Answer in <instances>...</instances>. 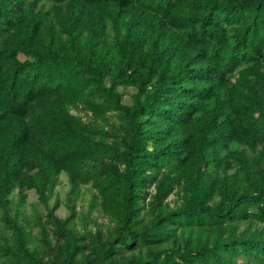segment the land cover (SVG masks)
I'll use <instances>...</instances> for the list:
<instances>
[{
	"label": "trees",
	"instance_id": "obj_1",
	"mask_svg": "<svg viewBox=\"0 0 264 264\" xmlns=\"http://www.w3.org/2000/svg\"><path fill=\"white\" fill-rule=\"evenodd\" d=\"M0 222V264H264V0H0Z\"/></svg>",
	"mask_w": 264,
	"mask_h": 264
},
{
	"label": "rangeland",
	"instance_id": "obj_2",
	"mask_svg": "<svg viewBox=\"0 0 264 264\" xmlns=\"http://www.w3.org/2000/svg\"><path fill=\"white\" fill-rule=\"evenodd\" d=\"M120 91L123 92V102L126 104H131L132 102V94L135 92L133 87H121ZM76 113V111H75ZM70 184L67 175L63 174L60 177V183L58 187L55 189L54 193L49 199V207H54L57 205L55 209V215L61 218H67L68 216L75 213V228L80 230L83 225H87L89 229H94V222H98L102 224L103 227L108 225L107 219L102 215L99 209H95L91 213L89 212L90 201L92 198V191L89 186H83L81 188V193L78 198H73L69 196ZM26 203L25 206L22 207V213L24 217V224L27 229L30 231L32 237L34 238L33 243L37 244L36 240L39 237V227L37 226L36 217L40 214L46 215L47 207L46 205L40 201L38 196L34 191L26 192ZM17 198V193H15L11 199L15 201ZM176 199V195L170 197L171 205H174V201ZM12 210L11 214L15 212V202L11 204ZM45 220V219H44ZM247 224H243L241 227H246ZM254 225L253 227H256ZM2 224L0 222V234L3 233L1 230ZM5 234V233H3Z\"/></svg>",
	"mask_w": 264,
	"mask_h": 264
}]
</instances>
